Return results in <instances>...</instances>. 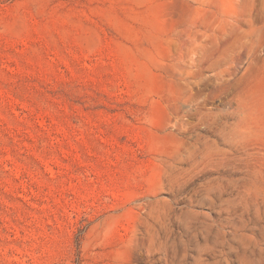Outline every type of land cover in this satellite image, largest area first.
Returning a JSON list of instances; mask_svg holds the SVG:
<instances>
[{
	"label": "rangeland",
	"instance_id": "obj_1",
	"mask_svg": "<svg viewBox=\"0 0 264 264\" xmlns=\"http://www.w3.org/2000/svg\"><path fill=\"white\" fill-rule=\"evenodd\" d=\"M0 264H264V0H0Z\"/></svg>",
	"mask_w": 264,
	"mask_h": 264
}]
</instances>
